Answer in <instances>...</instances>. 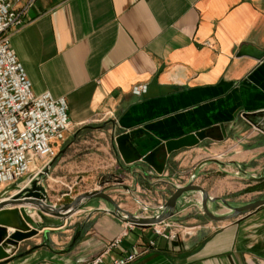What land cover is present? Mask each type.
Here are the masks:
<instances>
[{"label": "crops", "instance_id": "0c3cea01", "mask_svg": "<svg viewBox=\"0 0 264 264\" xmlns=\"http://www.w3.org/2000/svg\"><path fill=\"white\" fill-rule=\"evenodd\" d=\"M29 1L9 46L32 92L65 98L71 122L54 143L56 155L35 162L42 169L50 162L41 183L52 204L57 203L51 200L52 182L64 184V176L82 170L87 176L123 177L119 184L138 205L114 200L138 216L153 215L140 206H160L172 186L188 183L192 173L211 198L213 214L264 198V56L239 55L243 47L264 52V0H18L16 5ZM137 85H145L139 95L133 93ZM199 130L209 137L170 153L162 175L140 161L125 163L115 142L127 132L144 155ZM28 182L24 178L19 185ZM8 186L0 183V193ZM21 206L32 209L4 208ZM112 209L97 198L66 218L36 214L45 226L0 264H85L100 255V264H110L131 253L136 256L127 264H264V204L214 220L204 213L201 194L186 192L160 224L174 234L171 240L152 226L124 221Z\"/></svg>", "mask_w": 264, "mask_h": 264}, {"label": "built area", "instance_id": "2783aa9c", "mask_svg": "<svg viewBox=\"0 0 264 264\" xmlns=\"http://www.w3.org/2000/svg\"><path fill=\"white\" fill-rule=\"evenodd\" d=\"M17 1L0 0V183L8 185L37 175L42 168H36L35 162L52 159L54 143L71 127L66 99L54 98L48 91L33 93L9 46L10 33L24 24L30 5L29 1L17 6ZM144 91L145 85L133 88L137 95ZM162 223L165 220L151 225L154 232L173 239L174 234L165 232ZM135 256H120L110 264H127ZM102 262L100 255L85 264Z\"/></svg>", "mask_w": 264, "mask_h": 264}, {"label": "water", "instance_id": "95a60500", "mask_svg": "<svg viewBox=\"0 0 264 264\" xmlns=\"http://www.w3.org/2000/svg\"><path fill=\"white\" fill-rule=\"evenodd\" d=\"M244 54H248L258 60L264 56V52L252 47H243L239 55ZM206 137H209L206 130L192 132L176 139L167 140L144 155L130 142L127 132L116 136L115 142L125 163L136 164L140 161L150 166L157 175H162L170 153L184 147L197 145ZM49 165L50 162L37 175L33 176L26 185L20 186L17 183H13L0 193V225L3 226H0V261L9 258L19 242L37 234L45 226L44 222H36L32 218V209L26 210L24 206L12 209L4 208L9 205H26L34 208L37 215H40L38 213L41 211L56 218H66L82 206L84 202L100 198L112 206V214L124 221L139 226H151L169 219L175 212L177 200L189 191H198L201 194L202 209L208 217L214 220L239 216L264 204V198H262L242 206L231 207L230 213L225 215L213 214L208 208V202L211 201V198L202 186L194 183V173L191 174V180L188 183L172 186L173 192L162 205L156 208L146 207V209L153 212L151 216H138L128 212L121 208L114 198L103 189L80 194L68 203L52 204L47 199L46 189L41 183L42 178L48 172ZM125 187L128 188V186ZM11 191L16 192L5 196L6 193ZM5 227H13L14 230L11 233H7Z\"/></svg>", "mask_w": 264, "mask_h": 264}, {"label": "rangeland", "instance_id": "374dc122", "mask_svg": "<svg viewBox=\"0 0 264 264\" xmlns=\"http://www.w3.org/2000/svg\"><path fill=\"white\" fill-rule=\"evenodd\" d=\"M76 161L79 162L81 160H76ZM123 180H124L123 177H115L112 173H98L93 176H87L85 171L82 170L79 173H72V174L64 176L62 180L64 184L60 181V179L56 182H52V185H51L52 188L50 191L51 200L54 202H57L56 204H61L60 202H63L64 200H69V199L72 200L77 195L87 192V191H91L93 188L94 189L96 188L98 190L99 189L105 190L106 193H109L111 196H113V198H115V200L118 203L122 205L124 204L126 205L129 203L137 204L136 202L137 199H133V197L130 196L128 192H125L123 185L119 184V183L123 184ZM74 181L76 182L73 185L72 183H74ZM66 191L69 193L70 197L69 196L61 197L60 194ZM137 198L140 199L139 197ZM49 199L50 198H48V200ZM140 207L142 211H145L147 214L149 213V210L142 208V206ZM32 218L36 222L41 221V219H38V216L36 214L33 215Z\"/></svg>", "mask_w": 264, "mask_h": 264}, {"label": "bare ground", "instance_id": "6f19581e", "mask_svg": "<svg viewBox=\"0 0 264 264\" xmlns=\"http://www.w3.org/2000/svg\"><path fill=\"white\" fill-rule=\"evenodd\" d=\"M30 208H31V207H30ZM31 213L35 214V209H34V208H32ZM38 214H42V212L40 211ZM42 216H43L45 219H47V217H46L44 214H42Z\"/></svg>", "mask_w": 264, "mask_h": 264}]
</instances>
